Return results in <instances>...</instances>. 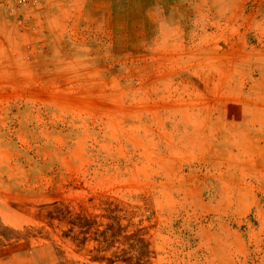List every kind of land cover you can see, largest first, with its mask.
Segmentation results:
<instances>
[{
	"label": "rangeland",
	"instance_id": "374dc122",
	"mask_svg": "<svg viewBox=\"0 0 264 264\" xmlns=\"http://www.w3.org/2000/svg\"><path fill=\"white\" fill-rule=\"evenodd\" d=\"M0 264H264V0L0 3Z\"/></svg>",
	"mask_w": 264,
	"mask_h": 264
},
{
	"label": "built area",
	"instance_id": "2783aa9c",
	"mask_svg": "<svg viewBox=\"0 0 264 264\" xmlns=\"http://www.w3.org/2000/svg\"><path fill=\"white\" fill-rule=\"evenodd\" d=\"M36 0H0V3L12 4L20 8H26L35 3Z\"/></svg>",
	"mask_w": 264,
	"mask_h": 264
}]
</instances>
